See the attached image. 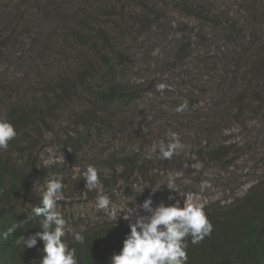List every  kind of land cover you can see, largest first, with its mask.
<instances>
[{"label":"rangeland","instance_id":"1","mask_svg":"<svg viewBox=\"0 0 264 264\" xmlns=\"http://www.w3.org/2000/svg\"><path fill=\"white\" fill-rule=\"evenodd\" d=\"M26 1L0 0V25L16 15ZM65 1L69 5V0ZM198 1L201 8L198 14L202 13L201 16L186 13L190 4L182 0H143L150 7L151 13L144 18L133 19V22L129 20V15L133 11L136 14L143 11L140 4L129 2L128 6L122 7L120 26L114 29V34L120 37V42H113L114 48L118 49L120 43H128L130 39L134 44L132 54L123 56L127 61V70H121L120 73L128 87L143 95V98H136L132 107L128 106V111L132 116L129 120L131 128L139 137L141 146L147 149L138 151L144 154L142 169L147 171L146 174L132 175L126 180L122 178L119 175L121 166L116 164L114 155L130 151H111L117 147L112 146L114 142L109 145L102 141L94 142L87 151L82 149L76 156L72 151L57 150L55 142L49 144L48 139H52L55 131L60 134L59 129L50 130L57 122H52V118L64 119L69 110L83 108V104H77L78 96L73 97L74 103L70 107V99L64 98L58 103L53 116L41 126L43 136L34 143L32 149L25 150L30 151L35 161L36 158L43 157L45 165L53 161L58 163L56 169L59 171L51 172L50 176L46 172L37 176L32 192L41 194L43 184L53 178L54 173L70 186L69 190L63 192V197L57 204V210L66 220L64 238L67 243L77 245L72 241V232L81 233L85 227L122 219L125 215L128 216L127 220L136 214L147 217L150 213L142 210L139 205L150 195L153 208L161 202L172 204L173 201L168 199L169 194L175 195L181 201V206L183 202L206 205L218 201L222 204L246 195L263 174L262 170L253 172L250 162H264V113L263 118L258 113L264 107V75L260 76L259 85H255L248 76L233 70L221 81L227 92L225 98L213 101L209 97L207 83H216V77H221L222 73L214 70L213 74L208 69L197 68L192 62L193 55L190 54L200 44L199 52L205 53L210 48L209 40H221L223 47L227 48L226 55L229 56L238 47L236 31L239 27L236 19H229L225 7L209 9L215 1L220 0ZM58 30V26H51L50 36L55 37ZM6 46L8 51L5 50L3 55L13 54L14 59L7 58L6 64L0 67V75L2 73L12 85L21 90L19 95L22 102L37 98L38 94L31 84L32 78L45 73L40 64L42 62L53 69L52 66L57 63V55H50L53 61L45 54L43 59H38L34 55L26 54L24 50L13 49L7 42ZM60 48L63 49L62 46ZM28 56L34 59H29ZM159 83H165L168 87L163 92L158 91L156 85ZM92 84L95 85V81ZM77 94H80L78 90ZM233 94L237 95L236 102L231 99ZM248 94L254 99L250 109L247 105ZM180 98L197 101L180 111L185 119H194L200 124L197 131L192 125L193 122H190L191 125L181 123V127L171 129L176 122L174 116L179 114L176 107ZM155 104L156 108L153 107ZM207 104H211L209 108ZM9 105L6 100H0V118H4L5 106ZM52 105L54 108L53 103L50 107ZM149 110L153 114H149ZM169 131L178 134L184 147L177 150L171 159L162 160L150 150L153 144L160 141L168 143ZM123 141L131 145L130 149L133 148V135L123 137ZM198 146L203 148V160L195 151ZM223 146L226 147L224 156L228 161L227 165L213 164L207 155L211 149L215 151L217 147ZM17 147L18 145L14 146ZM101 155L105 158L100 159ZM88 164L95 165L104 173L108 172L105 166L111 164L116 170L114 185L103 189L100 184L92 190L85 187L83 174ZM169 177L172 182H169ZM205 181L210 186L201 190V184ZM155 188L157 190L153 194ZM98 192H104L110 197L111 204L108 209L101 210L96 207ZM32 197L34 194H31ZM31 198L27 202L28 206L33 203ZM39 198L40 195L35 196V199ZM124 205L133 211H121ZM42 221L43 217L41 224ZM26 230L28 234L35 232L29 226Z\"/></svg>","mask_w":264,"mask_h":264},{"label":"trees","instance_id":"2","mask_svg":"<svg viewBox=\"0 0 264 264\" xmlns=\"http://www.w3.org/2000/svg\"><path fill=\"white\" fill-rule=\"evenodd\" d=\"M129 2L140 4L143 11L138 14L133 11L129 15L132 22L151 13L143 0H69V5L65 0H27L16 15L0 25V67L6 64L7 58L14 59L13 54L3 55L5 50L8 51L6 42L13 49L19 48L38 59L44 54H54L58 58L53 69L48 64L40 63L45 73L33 77L31 81L38 97L27 102L21 101V90L2 73L0 75V100L8 98L7 104H10L5 106L4 118L12 123L17 133L8 148L0 150V264H39L43 245L37 243L35 248L23 249L19 243V238L26 235L28 223L35 230L40 218L34 216V220L30 216L24 201L32 188V167L49 176L51 172L59 170L56 169L57 162L45 165L43 157L35 161L30 151L25 150L32 149L34 143L43 136L41 126L53 116L58 103L64 98L71 100L70 107L74 103L73 97L78 96L77 104H83L84 107L69 110L64 119L52 118V122H57L50 130L59 129L60 134L55 131L52 139H48L49 144L55 142L57 150L72 151L76 156L82 149L87 151L94 142L102 141L107 145L114 142L112 146L117 145L118 149L113 148L111 151H130L114 155L116 164L121 166L119 175L122 178L126 180L132 175L147 173L142 169L144 154L135 150L137 146L139 151L147 149L141 146L139 137L131 128L129 120L132 116L128 111V106L132 107L136 98H143V95L128 87L124 80L119 82L111 77L118 74L113 64L121 54V51L118 52L121 43L118 49L113 45L114 41L120 42L114 29L120 26L122 7L128 6ZM199 10L200 2L192 1L186 13L201 16ZM51 26L59 28L55 37L50 36ZM261 37L263 44L257 45L249 53V67L256 68L252 73L256 75L258 71L259 79L264 75V36ZM198 56L195 55V58L201 61ZM50 59L53 61L51 56ZM92 81H95V85ZM77 90L80 94H77ZM51 103L54 108L53 105L50 107ZM250 103L251 100H248L247 105ZM153 107L156 108L157 104ZM148 113L153 114L151 110ZM258 113L263 118L264 107ZM132 135L135 142L130 149L131 145L124 142L123 137ZM225 150L224 146L217 147L215 151L211 149L207 156L213 164L227 165ZM195 151L201 157L203 148L198 146ZM104 158L101 155L100 159ZM108 168V178L98 172L103 189L114 185L116 170L110 164ZM56 176L57 173H54L53 178ZM63 184L66 190L70 189L64 180ZM31 200L38 204L37 200ZM204 211L213 226L212 232L195 245L191 243L190 237L187 238V264H264L263 182L251 186L242 197L222 204L218 201L206 204ZM12 217L15 222H20V228L15 226V230L5 236L7 230L14 227L10 224ZM120 230L117 222L112 221L81 231L85 237L84 243L77 244V247L69 244L76 248L78 264H110L112 253L116 252L109 249L110 241L114 240L121 246L124 234L118 232Z\"/></svg>","mask_w":264,"mask_h":264},{"label":"clouds","instance_id":"3","mask_svg":"<svg viewBox=\"0 0 264 264\" xmlns=\"http://www.w3.org/2000/svg\"><path fill=\"white\" fill-rule=\"evenodd\" d=\"M189 4L192 0H182ZM223 6L227 9L229 19L234 18L238 22L239 29L236 31V40L238 47L236 52H232L229 56L226 55L227 48L223 47V42L209 40V50L205 53H200V45L194 48V51L190 55H193V64L200 69H208L214 74V70H219L222 74L221 77H216L217 82H208L209 97L213 98V101L225 98L227 95L226 88L223 87L221 81L233 70L240 71L242 74L248 76L249 80L253 81L255 85H259V73L254 75L252 71L256 68L249 67V53L255 49L259 44H263L261 36H264V0H220L215 1L209 8H215ZM201 10V8H200ZM110 19V18H109ZM108 19V20H109ZM110 25V23L108 22ZM2 25V24H1ZM131 40V39H130ZM121 43V54L115 61V69H118V74L115 77L119 82L123 80L120 71L127 70V61L123 56H129L132 54L134 44ZM131 45V46H130ZM130 47V48H129ZM126 48V49H122ZM119 52V50H118ZM195 55H200V60L195 58ZM199 57V56H198ZM110 75V73H108ZM168 85L165 83H159L156 85L158 91L163 92ZM231 99L237 100V95L233 94ZM6 103L9 102L8 98H3ZM248 100L253 102V97L248 94ZM197 103L192 102L190 99H181L176 111L179 114L174 116L175 124L171 127L172 130L177 127H181V123L185 125H191L196 129H200V124L194 119H185L180 111L187 108L188 104ZM209 108L211 104H207ZM252 107L251 103L248 105V109ZM17 133L12 123L5 119L0 118V150H6L9 142L16 137ZM168 143L160 141L158 144H153L151 147V153L157 155L161 159H171L177 150L182 149L184 145L180 142L177 133L169 131L167 133ZM136 151H139L137 146ZM251 169L253 171L262 170L263 174L258 178L255 184L259 182L264 183V162L255 161L250 162ZM111 165V164H110ZM38 169V166H36ZM108 172L104 173L102 170H98L95 165L88 164L84 171L83 183L89 190L96 189L100 186L101 181L99 174H102L108 178L109 168L105 166ZM35 175V177H34ZM42 174L37 172L32 167L31 178V194L34 197L31 198V194H28L25 198L24 205H27L28 200L31 198L37 200L38 204L34 202L28 206V212L34 219L40 217L38 220L37 229L34 233L28 234L26 228V235L19 238V243L22 244L23 249H32L37 246V243L43 245L40 251L42 256L39 259V264H78V258L75 247H70L69 243L64 240L66 236V220L62 214L57 210L58 201L62 199L65 184H63L62 178H50L39 192L33 191V184L37 180V176ZM169 182H172V178L169 177ZM207 181L201 184V190L205 187H209ZM157 188L153 189L154 194ZM40 195L39 199H35V196ZM169 200L173 203L166 205L163 202L152 207L151 195L144 199L139 205L142 210L150 213L147 217H142L136 214L132 219L127 220L128 216L125 215L122 219L112 220L117 222L123 232L124 237L119 247L114 240L110 241L109 249L113 252L110 257V264H187L188 255V239L191 238L192 244H199L206 236L212 232V224L207 218L204 211V205L196 202H189L181 206V201L176 198L175 195L169 194ZM110 197L104 192H98L96 196V207L98 209H108L110 207ZM42 205V206H38ZM126 210L128 213L133 211L132 208L124 205L121 211ZM43 221L41 224V220ZM28 219V218H27ZM35 220V219H34ZM109 221V222H112ZM106 222V221H104ZM107 222V223H109ZM20 222H15V218L10 219V224L14 227L9 228L5 233V236L11 234L15 230V226L20 228ZM103 223V222H102ZM100 224V223H99ZM98 224H95L96 226ZM115 227V225L112 223ZM28 226L32 229V225L28 223ZM27 226V227H28ZM42 227V231H41ZM91 227V226H89ZM87 227H85L86 229ZM83 229V231H85ZM122 235V234H121ZM39 241V242H38ZM72 241L75 244H83L85 237L79 232H72ZM77 247V245H75Z\"/></svg>","mask_w":264,"mask_h":264}]
</instances>
